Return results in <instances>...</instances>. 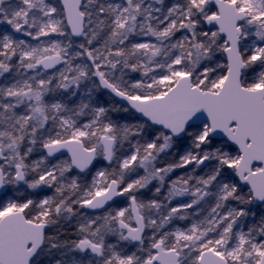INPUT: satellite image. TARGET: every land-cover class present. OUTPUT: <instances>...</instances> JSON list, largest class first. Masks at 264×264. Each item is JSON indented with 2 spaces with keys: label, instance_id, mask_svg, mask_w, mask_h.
<instances>
[{
  "label": "snow or ice",
  "instance_id": "6c2138e0",
  "mask_svg": "<svg viewBox=\"0 0 264 264\" xmlns=\"http://www.w3.org/2000/svg\"><path fill=\"white\" fill-rule=\"evenodd\" d=\"M0 264H264V0H0Z\"/></svg>",
  "mask_w": 264,
  "mask_h": 264
}]
</instances>
